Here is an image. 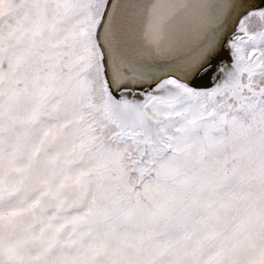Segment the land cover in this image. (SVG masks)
Returning <instances> with one entry per match:
<instances>
[{"label":"snow or ice","instance_id":"1","mask_svg":"<svg viewBox=\"0 0 264 264\" xmlns=\"http://www.w3.org/2000/svg\"><path fill=\"white\" fill-rule=\"evenodd\" d=\"M0 264H264V0H0Z\"/></svg>","mask_w":264,"mask_h":264}]
</instances>
